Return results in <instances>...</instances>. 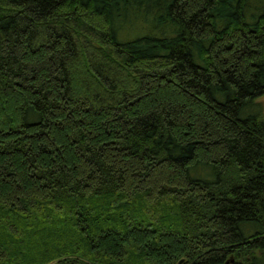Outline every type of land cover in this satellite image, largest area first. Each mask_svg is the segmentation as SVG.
Segmentation results:
<instances>
[{"label":"trees","instance_id":"1","mask_svg":"<svg viewBox=\"0 0 264 264\" xmlns=\"http://www.w3.org/2000/svg\"><path fill=\"white\" fill-rule=\"evenodd\" d=\"M264 0H0V264H264Z\"/></svg>","mask_w":264,"mask_h":264},{"label":"rangeland","instance_id":"2","mask_svg":"<svg viewBox=\"0 0 264 264\" xmlns=\"http://www.w3.org/2000/svg\"><path fill=\"white\" fill-rule=\"evenodd\" d=\"M257 102H259L262 105L263 113H264V95L258 98Z\"/></svg>","mask_w":264,"mask_h":264}]
</instances>
